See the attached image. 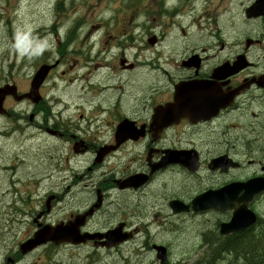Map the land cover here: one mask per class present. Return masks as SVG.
<instances>
[{"label":"rangeland","instance_id":"rangeland-1","mask_svg":"<svg viewBox=\"0 0 264 264\" xmlns=\"http://www.w3.org/2000/svg\"><path fill=\"white\" fill-rule=\"evenodd\" d=\"M168 1L179 4L185 14L165 10V0H0V86L15 81L20 91H28L41 64L59 61L41 89L50 115L28 100L17 102L12 97L4 104L11 115H0V264H50L53 259L56 264H161L154 245L168 247L166 264H190L202 256L199 249L203 233L229 219L226 213L175 214L169 206L175 197L188 203L213 184L206 178L207 171L197 181L183 170H166L139 189L119 190L114 179L146 168L147 141L127 143L96 166L93 152L74 151L80 141L92 145L113 142L120 122L116 112L130 114L138 124L148 121L153 104L170 93L174 83L190 75L189 69L178 63L198 46L208 48V64L212 67L242 51L247 36L259 38L261 44L253 46L249 55L256 64L254 70L264 72V18L250 21L245 16V9L254 0ZM74 27L75 38L67 40ZM154 35L158 42L151 45L148 39ZM214 41L224 45L218 55ZM123 59L134 67L122 68ZM96 64L100 67L97 72L104 71L93 73L89 79ZM81 91L85 93L82 96ZM112 91L114 94H109ZM118 95L123 100L107 99ZM60 100L64 101L61 105ZM66 104L71 108L62 111ZM102 105L115 109L101 113ZM31 115L35 116L34 128L26 124ZM90 116L97 118L101 128L95 127L96 121ZM48 120L52 130H57L58 124L62 137L45 132ZM167 136L166 143L178 147L193 138L207 155L205 131L190 135L188 126L182 125L170 129ZM254 140L244 148H252ZM240 151L245 166L234 175L245 179L259 166L247 164L256 155L250 157L246 150ZM229 177L224 175L222 179ZM99 190L106 195L105 205L83 230L104 232L124 222L126 229L137 230L127 242L129 247L123 246L127 243L114 248L48 243L21 254L20 244L33 236L39 224L67 222L71 214L84 212L94 204ZM53 196L47 212V200ZM252 208L264 218V195ZM261 230L264 228L257 229L256 236L261 246L253 252L246 254L248 246L243 241L240 251L230 249L225 260H218L219 255L213 251L207 264H251L260 260L258 254L264 248Z\"/></svg>","mask_w":264,"mask_h":264},{"label":"flooded vegetation","instance_id":"flooded-vegetation-1","mask_svg":"<svg viewBox=\"0 0 264 264\" xmlns=\"http://www.w3.org/2000/svg\"><path fill=\"white\" fill-rule=\"evenodd\" d=\"M248 40L249 41L245 42L244 49L242 51H238V53H236L232 59H226L224 62L215 63V65L212 67L208 64L209 57L205 53L207 50L206 48L200 47V50H196L190 54V57L195 55L198 56V64L188 66V68H190V75L186 77L185 81L204 80L210 81L214 85V87L206 93V99H210L209 109L206 113L207 118H183L179 123L172 125L170 129L187 125L190 129V135H196V133L200 131L207 132L206 142L213 144L212 146H209L206 143V147H208L206 151L207 155L203 153L202 149L198 144H196V140L193 138L190 139V142L187 145H180L179 147L168 145L166 140L168 139L167 135L170 129L164 132L159 139H154L151 133H147V135L145 134L146 136L144 135L145 137L143 136V139H139L138 141L134 140L135 142L133 140L127 141L128 143L134 144L147 141V143L144 144L147 155L145 160L147 163L145 164L146 168L143 170V172H141L145 174L148 173L147 175L149 180L146 184L152 181L157 175L163 173L164 171L166 172V170H183L188 172L190 177L198 179L197 181L202 180V173L207 171L208 174L206 175V178L208 180H213L214 183L207 185L203 190H201V192L196 194L198 195L208 190L221 189L233 182L245 181L248 178L250 179V177H264V72H256L254 70L256 64L250 60L249 55V50L253 46L261 44L262 41L258 38H249ZM239 45H243L242 40L239 42ZM220 51L222 50L219 49L216 55H218ZM241 55L245 56L249 61V65L245 69H242L239 72L229 76L219 75L216 70L218 66L226 62L233 64ZM174 98V91L172 93H165V95L160 100L153 104L148 121H143L142 123L146 125L150 124L153 119L154 108L160 104L165 105L167 103L173 102ZM223 104L229 105L225 107ZM120 114L124 115L125 113H117V115ZM131 117L133 116L129 114L126 116L124 115L121 119ZM251 140L255 141V143L252 145V148L254 149L250 147L244 148L245 145ZM86 144L82 141V145L85 149L84 151L89 150L92 146L93 149L98 147V145L95 146L91 143H88L87 145ZM188 149L195 150L198 156L200 165L196 171L191 172L186 167L184 168V166L182 167L181 165L175 163L168 164L164 167L160 166L166 151ZM240 150H246L250 157L256 155L255 158L249 159L247 164H255L259 166V170L245 179L241 176L234 175V172L236 171L242 172L245 166V163L239 157V152H241ZM217 158L218 160H214ZM212 161H216L218 163V165H216L217 167L210 168V163H212ZM153 167H155V169ZM224 167H226V169H224ZM228 174L230 177L226 180H223L222 178H224V175ZM173 199H178V197ZM206 212L221 213L220 210L215 208ZM120 223H123L125 228L126 223ZM221 223L222 222H217L215 228L208 229L206 230L208 232L203 233V242L205 244L204 247H207L208 252H211V250L217 247V249H219L221 252H224L226 248L227 250L228 248L232 249V252H239V243L243 241L247 243V252L253 251V243H256L255 248H257L259 238L256 237L257 235L255 236L253 234H258L257 229L260 227L264 228L263 223H261V218L257 219V222L252 227L230 235L220 234ZM125 231H132L134 236L137 232L135 229L129 230L126 228ZM260 234H264V231L261 230ZM102 242L103 240L101 242L99 241L98 243ZM123 246L129 247L130 245L127 243ZM123 246H121V248H124ZM119 249L120 247L114 249L113 251L117 252ZM141 251L143 250L141 249ZM225 259H227L226 256L222 258V260ZM210 264H213V261H211Z\"/></svg>","mask_w":264,"mask_h":264},{"label":"water","instance_id":"water-1","mask_svg":"<svg viewBox=\"0 0 264 264\" xmlns=\"http://www.w3.org/2000/svg\"><path fill=\"white\" fill-rule=\"evenodd\" d=\"M262 14H264V0H257L249 9H247V15L249 17L258 16ZM50 68L51 67L47 65L41 67V69L37 72L33 80L32 89L30 93L18 96L17 89L15 86L6 85L5 87L0 88V112L3 111V102L8 94L14 95L17 100H21L23 98H30L35 102H39L41 99L39 94V87L43 83ZM177 107H179L182 112V114H178L177 118L188 116L205 118V114L209 109V102L200 100L199 103H190L183 99H179L176 106H169L168 109L171 110ZM158 116L160 117L159 123H153L151 125V131L156 132V134H158L160 131H162L164 127H166L175 120V116L170 114L169 111L163 114H159ZM128 126L126 127V124H124V128L127 131H125L123 125L118 128L117 139L119 143L128 137L136 138L134 132H132V126ZM143 133V130L139 132V134ZM166 154L167 155L164 157V162L162 165H166L168 163H180L186 167H189L192 170L193 168L196 169L195 164L198 163V156L194 150H169L166 151ZM103 155L104 152H101L98 159L99 161ZM214 164L218 165L216 161L214 162ZM211 167L214 166L211 165ZM146 180L147 178H145L144 176H136L130 178L129 180H126L125 182H122L121 187H138L145 183ZM258 182V180H254V182H248L246 184H232L228 188L221 189L219 191H216L215 193L207 192L201 196V199L203 201L199 197L196 202L199 203L200 201H202V203L199 205L200 207H214L221 210H225L227 208L234 207L235 204L232 203L243 201L244 205L240 209H236L232 220L229 223H224L221 225V233L228 234L232 231H236L238 229L246 227L254 222L256 217L253 212L247 209V204L255 193L259 192L261 189L264 188V185H260L258 184ZM240 190H245L241 198L238 197V193L240 192ZM170 205L175 212H180L187 208V206L183 205L178 201H173ZM89 213L91 214L92 211H90ZM85 217L86 215L83 217H78L74 223H70L69 225L60 224L56 227L45 226L40 231H38L33 238L29 239L28 241L22 244L23 253H26L35 248L36 246L47 243L49 241H52L56 244L62 241H71L75 243L86 241L85 237L79 234V227L85 223ZM105 236L108 238V245L118 244L127 238V236L122 235L119 230L110 231L109 233L105 234ZM158 251V257L161 258L164 263L166 260L165 250L162 247H158Z\"/></svg>","mask_w":264,"mask_h":264},{"label":"bare ground","instance_id":"bare-ground-1","mask_svg":"<svg viewBox=\"0 0 264 264\" xmlns=\"http://www.w3.org/2000/svg\"><path fill=\"white\" fill-rule=\"evenodd\" d=\"M106 65V64H105ZM126 81V80H125ZM121 83V82H120ZM122 84H124V83H122ZM128 84V83H127ZM125 86V85H124ZM113 89V88H116V86H112V87H109V86H107L106 87V89ZM126 88H128V87H125L124 89H126ZM110 89V90H111ZM106 92V91H105ZM108 92V91H107ZM111 93V95H113L114 94V92L112 91V92H109V94ZM108 94V93H107ZM236 243V242H235ZM218 248V247H217ZM226 250V249H225ZM217 253L218 254H220V255H222L224 252H221L219 249H217ZM131 260V259H130ZM133 260V259H132ZM136 261H137V259H135ZM222 261V260H221ZM236 261V260H235ZM261 261V259L260 260H258L257 262H260ZM124 262V261H123ZM133 262V261H132ZM135 262V261H134ZM119 264V263H118ZM123 264V263H122ZM219 264V263H218Z\"/></svg>","mask_w":264,"mask_h":264},{"label":"trees","instance_id":"trees-1","mask_svg":"<svg viewBox=\"0 0 264 264\" xmlns=\"http://www.w3.org/2000/svg\"><path fill=\"white\" fill-rule=\"evenodd\" d=\"M228 250H230V248H228ZM228 250L226 248V251H228ZM253 250H255V248H253ZM228 252H230V251H228ZM256 256H257V254H256ZM258 257L261 259L262 258V255L261 254H258ZM260 262H263V258H262V260Z\"/></svg>","mask_w":264,"mask_h":264}]
</instances>
